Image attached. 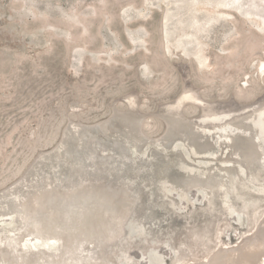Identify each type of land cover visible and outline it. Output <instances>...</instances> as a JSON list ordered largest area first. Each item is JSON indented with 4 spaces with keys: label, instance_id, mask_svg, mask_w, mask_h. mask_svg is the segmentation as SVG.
<instances>
[{
    "label": "bare ground",
    "instance_id": "6f19581e",
    "mask_svg": "<svg viewBox=\"0 0 264 264\" xmlns=\"http://www.w3.org/2000/svg\"><path fill=\"white\" fill-rule=\"evenodd\" d=\"M165 1L210 7L214 18L225 7ZM173 15L163 32L184 35L182 14ZM163 46L173 50L167 40ZM188 90L157 107L165 122L157 137L141 130L145 117L132 93L122 96L124 110L112 103L104 119H69L59 139L0 189V264H264V104L223 121L227 110L193 103L196 89ZM178 103L182 113L188 104L202 115L173 111ZM70 107L78 113L76 102ZM191 188L202 202L183 194Z\"/></svg>",
    "mask_w": 264,
    "mask_h": 264
},
{
    "label": "rangeland",
    "instance_id": "374dc122",
    "mask_svg": "<svg viewBox=\"0 0 264 264\" xmlns=\"http://www.w3.org/2000/svg\"><path fill=\"white\" fill-rule=\"evenodd\" d=\"M211 1L225 6L215 18L210 7L165 0H0V189L59 139L69 119H104L112 103L125 109L129 93L152 137L165 127L157 107L183 90L196 89L193 103L213 104L216 114L242 105L225 109L223 121L264 104V0ZM174 13L184 35L162 30ZM183 113L196 118L202 110L187 104Z\"/></svg>",
    "mask_w": 264,
    "mask_h": 264
},
{
    "label": "water",
    "instance_id": "95a60500",
    "mask_svg": "<svg viewBox=\"0 0 264 264\" xmlns=\"http://www.w3.org/2000/svg\"><path fill=\"white\" fill-rule=\"evenodd\" d=\"M136 98V97H135ZM122 101L123 102H125L124 101V99H122ZM126 105L129 107V105H128V102H126ZM115 106L117 107V105H116V103H115ZM181 104L180 103H178L177 104V106H175V110H173V111H177V112H179V113H182L181 111H182V108H181ZM118 108V107H117ZM179 108H181V109H179ZM225 109H231V106L230 105H226L225 107H224ZM130 109H132L131 107H130ZM224 109V110H225ZM155 115H157L159 118H160V115H159V113H158V110H157V112L156 113H154ZM183 114V113H182ZM161 119V118H160ZM162 121H164V120H162ZM165 123V122H164ZM174 148H176L175 146H174ZM185 196H187V197H197V199L199 200V201H201L202 202V194H200V193H198L196 190H195V188H191V189H189V191L187 190V191H185L184 193H183ZM204 200V199H203ZM230 215H233V217H234V219L233 220H237L238 219V221L241 223V221H242V216H240L239 217V215H236L235 213L234 214H230ZM229 217H231V216H229ZM237 227H235V229H236ZM175 239V237H172L171 238V240H174ZM158 248H157V250H158V252L160 251H162V249L164 250L165 249V252H166V254L168 253V249L166 248V246H164V244H160V245H158L157 246ZM131 251H132V249H127V251H126V253L125 254H129V253H131ZM136 253H137V250H134ZM137 264H138V262H137ZM150 264H153V263H150Z\"/></svg>",
    "mask_w": 264,
    "mask_h": 264
}]
</instances>
